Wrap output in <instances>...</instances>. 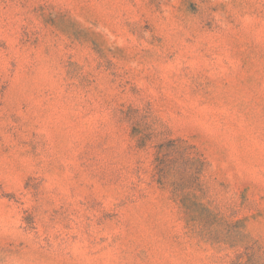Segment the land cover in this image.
Returning a JSON list of instances; mask_svg holds the SVG:
<instances>
[{"label":"rangeland","instance_id":"1","mask_svg":"<svg viewBox=\"0 0 264 264\" xmlns=\"http://www.w3.org/2000/svg\"><path fill=\"white\" fill-rule=\"evenodd\" d=\"M0 264H264V0H0Z\"/></svg>","mask_w":264,"mask_h":264}]
</instances>
